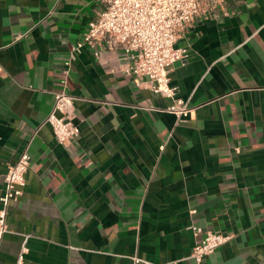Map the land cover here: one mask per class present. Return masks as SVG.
I'll return each instance as SVG.
<instances>
[{"label":"crops","instance_id":"0c3cea01","mask_svg":"<svg viewBox=\"0 0 264 264\" xmlns=\"http://www.w3.org/2000/svg\"><path fill=\"white\" fill-rule=\"evenodd\" d=\"M98 9L0 0V197L29 155L0 264L21 248L22 264H264V0H205L180 33L181 123L120 50H74ZM62 80L79 135L58 144L44 121ZM191 225L231 239L195 263Z\"/></svg>","mask_w":264,"mask_h":264},{"label":"built area","instance_id":"2783aa9c","mask_svg":"<svg viewBox=\"0 0 264 264\" xmlns=\"http://www.w3.org/2000/svg\"><path fill=\"white\" fill-rule=\"evenodd\" d=\"M205 0H97L98 11L88 23V30L74 50L83 47L99 51L118 49L124 60L123 72L134 76L137 85L147 84L154 94L170 100L164 110L175 117L177 123L187 120L191 113L185 102L176 99L177 89L169 84V70L176 62L186 58V49L176 47L180 33L202 14ZM67 92L66 81L54 95L52 109L44 124L50 126L58 144L74 141L79 129L74 124V102ZM156 111V110H155ZM29 168L28 150L7 167L4 192L0 197V240L6 233V215L11 204L22 196L24 176ZM194 215L195 211L190 210ZM196 240L189 258L195 263L226 244L231 235L190 226ZM26 249L21 248L16 264H22ZM139 260L133 258L134 264Z\"/></svg>","mask_w":264,"mask_h":264}]
</instances>
